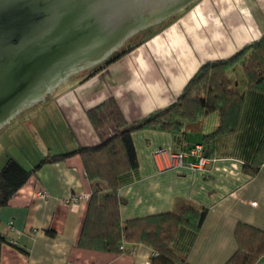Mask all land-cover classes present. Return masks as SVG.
I'll use <instances>...</instances> for the list:
<instances>
[{"label": "crops", "instance_id": "1", "mask_svg": "<svg viewBox=\"0 0 264 264\" xmlns=\"http://www.w3.org/2000/svg\"><path fill=\"white\" fill-rule=\"evenodd\" d=\"M263 34L264 0L195 1L97 73L74 76L59 86L50 94L46 121L25 116L9 137L3 134L0 169L9 157L33 169L48 154L100 144L114 127L99 132L90 109L114 98L128 122L139 120L176 102L204 63L227 59ZM229 75L244 94L242 114L235 131L218 137L207 171L187 165L159 169L154 151L180 146L171 132L141 129L133 133L138 168L121 179L123 221L185 204L209 207L199 230L183 225L174 238L186 264H225L238 248L240 222L264 230V162L253 175L244 170L264 136V93L248 86L239 65ZM218 124L217 113L204 117L187 141L201 142ZM92 191L79 153L43 163L0 208V232L10 240L2 245L0 264H152L154 250L144 243L128 244L129 251L79 245ZM81 195L78 202H68ZM255 264H264V254Z\"/></svg>", "mask_w": 264, "mask_h": 264}, {"label": "trees", "instance_id": "2", "mask_svg": "<svg viewBox=\"0 0 264 264\" xmlns=\"http://www.w3.org/2000/svg\"><path fill=\"white\" fill-rule=\"evenodd\" d=\"M155 32L153 27L141 31L107 60L76 76L81 79L92 76L144 43ZM234 65L243 69L251 89L264 93V34L227 59L204 63L176 102L139 120L128 122L114 98L90 109L89 117L99 132L107 126L114 127L112 135L98 145L80 147L68 153L48 154L33 169H27L16 158L9 157L0 169V208L9 203L12 195L43 163L79 153L93 189L79 245L96 250L129 251L128 244L144 243L154 250L150 260L152 264H186L187 256L176 251L174 238L183 225L199 230L206 220L209 207L185 204L178 210L123 221L120 213L123 199L119 195L121 179L124 174L138 168L133 133L141 129L171 132L180 146L179 150L184 147L182 142L187 143L184 148L188 149L196 144L187 141L188 133L198 131L204 117L217 113V128L204 134L201 142H197L204 145L207 157L214 156L218 137L235 131L242 114L244 94L229 75ZM263 162L264 136L253 162L244 165V170L253 175ZM48 233L53 234L52 230H48ZM236 238L238 248L225 264H255L264 254V230L240 222L236 228ZM8 242L7 236L0 232V259L2 245Z\"/></svg>", "mask_w": 264, "mask_h": 264}, {"label": "water", "instance_id": "3", "mask_svg": "<svg viewBox=\"0 0 264 264\" xmlns=\"http://www.w3.org/2000/svg\"><path fill=\"white\" fill-rule=\"evenodd\" d=\"M197 0H0V130Z\"/></svg>", "mask_w": 264, "mask_h": 264}, {"label": "built area", "instance_id": "4", "mask_svg": "<svg viewBox=\"0 0 264 264\" xmlns=\"http://www.w3.org/2000/svg\"><path fill=\"white\" fill-rule=\"evenodd\" d=\"M187 146V143L182 142V147ZM183 147V148H184ZM181 149L179 151H173L168 148H158L154 151L153 156L159 169H167L171 167H177L182 165H187L189 167L200 169L202 171L208 170V164L211 158L207 157L204 152V145L202 143H196L188 149ZM191 158V160H187ZM43 196L46 192H43ZM81 196H73L68 202H78ZM11 228H13L12 222L10 223ZM14 242V240H12Z\"/></svg>", "mask_w": 264, "mask_h": 264}, {"label": "rangeland", "instance_id": "5", "mask_svg": "<svg viewBox=\"0 0 264 264\" xmlns=\"http://www.w3.org/2000/svg\"><path fill=\"white\" fill-rule=\"evenodd\" d=\"M168 20H166L164 22L166 23ZM163 24L164 23H161L159 25L154 26L153 28L157 30ZM145 36H146V34L143 37H145ZM50 98H51V95H49V97L44 102H41V103H39L37 105H34L30 109H28V110L24 111L23 113H21L20 115H18L16 119L12 120L10 124H8L5 128L0 130V138H1V136L3 134H4L5 137L6 136L9 137V133H10L11 128H17V126H21L20 123L18 125V122L24 121L25 116H30V117L33 118V116H37L38 117L40 115L39 116V120L41 119V120H45L46 121L47 120V113H45L44 111H45V108L47 107L46 105L49 103ZM51 107L52 106H50V108ZM190 134H192V133H190ZM2 140H4V139L2 138Z\"/></svg>", "mask_w": 264, "mask_h": 264}]
</instances>
